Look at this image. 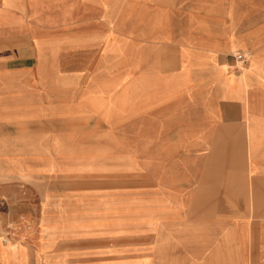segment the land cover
I'll return each instance as SVG.
<instances>
[{
    "label": "crops",
    "instance_id": "0c3cea01",
    "mask_svg": "<svg viewBox=\"0 0 264 264\" xmlns=\"http://www.w3.org/2000/svg\"><path fill=\"white\" fill-rule=\"evenodd\" d=\"M2 230L0 264H264V0H0Z\"/></svg>",
    "mask_w": 264,
    "mask_h": 264
},
{
    "label": "rangeland",
    "instance_id": "374dc122",
    "mask_svg": "<svg viewBox=\"0 0 264 264\" xmlns=\"http://www.w3.org/2000/svg\"><path fill=\"white\" fill-rule=\"evenodd\" d=\"M11 222H13V220ZM12 226H15V224L13 223ZM8 231H4V230L0 231V241H1V243L5 244V245L11 243L12 236H11V233H9ZM4 238H8L7 242L5 241Z\"/></svg>",
    "mask_w": 264,
    "mask_h": 264
},
{
    "label": "built area",
    "instance_id": "2783aa9c",
    "mask_svg": "<svg viewBox=\"0 0 264 264\" xmlns=\"http://www.w3.org/2000/svg\"><path fill=\"white\" fill-rule=\"evenodd\" d=\"M234 57H235L236 61L240 62V63H242V62L245 63L247 61V55H245V54L238 53V54H235ZM4 239L7 242L8 238H4Z\"/></svg>",
    "mask_w": 264,
    "mask_h": 264
}]
</instances>
